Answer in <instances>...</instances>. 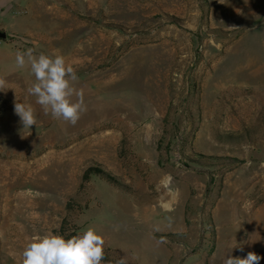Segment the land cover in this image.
Wrapping results in <instances>:
<instances>
[{
    "label": "rangeland",
    "instance_id": "rangeland-1",
    "mask_svg": "<svg viewBox=\"0 0 264 264\" xmlns=\"http://www.w3.org/2000/svg\"><path fill=\"white\" fill-rule=\"evenodd\" d=\"M0 31V264L89 226L105 264L264 257V0H27L0 6ZM28 48L75 69L74 126L27 94L15 54ZM90 167L114 183L84 180Z\"/></svg>",
    "mask_w": 264,
    "mask_h": 264
},
{
    "label": "clouds",
    "instance_id": "clouds-1",
    "mask_svg": "<svg viewBox=\"0 0 264 264\" xmlns=\"http://www.w3.org/2000/svg\"><path fill=\"white\" fill-rule=\"evenodd\" d=\"M34 53V49L28 48L15 54V67L27 68L34 77L27 94L35 98V103L45 115L74 126L82 113L87 111L84 92L75 86L79 79L75 69L63 55ZM9 89L12 88L8 81L0 76V92ZM14 112L23 129H31L37 124L35 109L31 104L16 100ZM105 244L104 236L92 226L71 237L46 232L32 237L25 244L21 264H105ZM235 248L243 251L237 243L230 244L227 251ZM261 259L264 257L250 251L244 258L224 256L222 264H259ZM114 264H129V261L127 256H120Z\"/></svg>",
    "mask_w": 264,
    "mask_h": 264
},
{
    "label": "trees",
    "instance_id": "trees-1",
    "mask_svg": "<svg viewBox=\"0 0 264 264\" xmlns=\"http://www.w3.org/2000/svg\"><path fill=\"white\" fill-rule=\"evenodd\" d=\"M92 175L101 176L102 178L106 179L108 182L114 183L112 177L108 173L94 167H90L85 170L83 174V179L88 180Z\"/></svg>",
    "mask_w": 264,
    "mask_h": 264
},
{
    "label": "crops",
    "instance_id": "crops-1",
    "mask_svg": "<svg viewBox=\"0 0 264 264\" xmlns=\"http://www.w3.org/2000/svg\"><path fill=\"white\" fill-rule=\"evenodd\" d=\"M23 3H27V0H0V6L5 4L7 5L8 13H10V11L17 10L21 7V5H23Z\"/></svg>",
    "mask_w": 264,
    "mask_h": 264
},
{
    "label": "water",
    "instance_id": "water-1",
    "mask_svg": "<svg viewBox=\"0 0 264 264\" xmlns=\"http://www.w3.org/2000/svg\"><path fill=\"white\" fill-rule=\"evenodd\" d=\"M7 38V35L4 31H0V40L5 41Z\"/></svg>",
    "mask_w": 264,
    "mask_h": 264
},
{
    "label": "bare ground",
    "instance_id": "bare-ground-1",
    "mask_svg": "<svg viewBox=\"0 0 264 264\" xmlns=\"http://www.w3.org/2000/svg\"><path fill=\"white\" fill-rule=\"evenodd\" d=\"M18 234H19V233H18ZM25 234H26V233H25ZM25 234H24V235H25ZM23 239H24V238H23ZM25 242H26V241H25ZM25 242H24V243H25ZM18 261H20V260H18Z\"/></svg>",
    "mask_w": 264,
    "mask_h": 264
},
{
    "label": "built area",
    "instance_id": "built-area-1",
    "mask_svg": "<svg viewBox=\"0 0 264 264\" xmlns=\"http://www.w3.org/2000/svg\"><path fill=\"white\" fill-rule=\"evenodd\" d=\"M0 41H2V40H0Z\"/></svg>",
    "mask_w": 264,
    "mask_h": 264
}]
</instances>
